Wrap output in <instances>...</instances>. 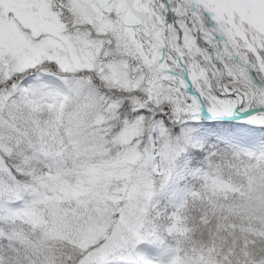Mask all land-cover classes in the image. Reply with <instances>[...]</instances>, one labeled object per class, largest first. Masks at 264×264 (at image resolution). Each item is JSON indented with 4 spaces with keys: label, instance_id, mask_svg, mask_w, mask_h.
I'll use <instances>...</instances> for the list:
<instances>
[{
    "label": "snow or ice",
    "instance_id": "1",
    "mask_svg": "<svg viewBox=\"0 0 264 264\" xmlns=\"http://www.w3.org/2000/svg\"><path fill=\"white\" fill-rule=\"evenodd\" d=\"M0 264H264V0H0Z\"/></svg>",
    "mask_w": 264,
    "mask_h": 264
}]
</instances>
